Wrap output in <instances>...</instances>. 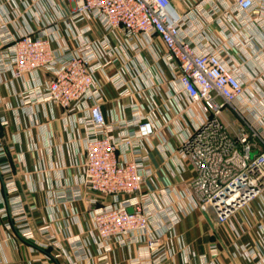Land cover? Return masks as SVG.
Listing matches in <instances>:
<instances>
[{
	"label": "built area",
	"instance_id": "2783aa9c",
	"mask_svg": "<svg viewBox=\"0 0 264 264\" xmlns=\"http://www.w3.org/2000/svg\"><path fill=\"white\" fill-rule=\"evenodd\" d=\"M70 1V11L55 8L54 17H38L37 29L14 33L9 21L0 19V88L10 77L24 79L18 93L22 104L48 103L65 113H84L80 180L54 193L60 204L88 198L94 205L91 227L86 237L72 235L67 247L50 235L42 245L54 246L64 264H113L118 253L130 264H177L174 239L184 198L215 222L229 223L238 236L243 224L239 229L236 218L257 201L264 242V0H197L187 2L185 13L171 0ZM62 23L65 35L59 32ZM96 24L102 32L97 40L89 35ZM120 32L123 42L114 45L109 36ZM154 36L164 44L176 95L189 105L200 104L203 115L179 140L180 156L193 175L185 178L182 169L168 165L165 186L150 190L146 184L154 171L145 143L156 133L154 119L138 112L108 119L97 72L128 57L129 46ZM108 78L127 92L123 65ZM224 109L238 117L240 131L223 120ZM7 157L0 137L6 191L0 188V213L10 216L8 228L32 237L30 211ZM169 175L182 179L180 187ZM243 248L250 260L260 255L249 244ZM211 249L216 252L217 244Z\"/></svg>",
	"mask_w": 264,
	"mask_h": 264
},
{
	"label": "crops",
	"instance_id": "0c3cea01",
	"mask_svg": "<svg viewBox=\"0 0 264 264\" xmlns=\"http://www.w3.org/2000/svg\"><path fill=\"white\" fill-rule=\"evenodd\" d=\"M171 1L185 13L187 2L197 0ZM72 5L70 0H0V19L8 20L10 29L18 33L39 28V18L54 17L55 8L68 12ZM63 28L62 23L59 32L65 35ZM210 29L217 30L218 26L210 24ZM89 35L95 40L100 39V27L94 25ZM109 38L117 45L123 42V33ZM164 52L162 40L154 36L129 46L128 57H119L104 71L97 72L105 93L103 110L108 119L130 118L137 112L149 114L154 119L156 133L145 143L154 171L153 180L146 184V189L150 190L165 186L169 167L176 172L182 169L185 178L193 175L190 163L180 156L179 140L183 132L203 115L200 104L189 105L184 96L176 95ZM118 65L127 70V92L124 94L108 78ZM24 83H27L24 79L10 77L1 85L0 137L8 150L7 159L13 167L18 193L30 211L33 236L25 237L15 227L8 228L6 223L10 216L0 213V254L5 258L1 264H64V258L55 257L54 246L46 248L42 243L50 235L67 247L72 235L86 237L91 227L89 212L94 205L88 198L60 204L54 193L57 187L73 185L80 180L85 159L84 113H65L61 107L48 103L24 105L18 97ZM222 118L232 131L241 130L240 120L229 109H224ZM174 180L180 187L182 179ZM0 188L5 195L1 174ZM182 203L185 212L176 227L174 239L177 264H264V242L258 233V224L263 220L258 214L257 201L236 218L239 229V224H243L240 236L229 223L215 222L213 217L195 208L189 199L184 198ZM44 227H48L47 232L43 231ZM213 243L217 244L216 252L211 249ZM246 244L259 250L260 255L252 260L245 257L242 251ZM91 251L95 253L94 245ZM111 260L113 264H130L121 253Z\"/></svg>",
	"mask_w": 264,
	"mask_h": 264
},
{
	"label": "water",
	"instance_id": "95a60500",
	"mask_svg": "<svg viewBox=\"0 0 264 264\" xmlns=\"http://www.w3.org/2000/svg\"><path fill=\"white\" fill-rule=\"evenodd\" d=\"M129 211L132 212L133 211V208H129Z\"/></svg>",
	"mask_w": 264,
	"mask_h": 264
}]
</instances>
